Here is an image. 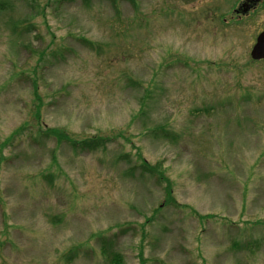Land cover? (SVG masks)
<instances>
[{"label": "rangeland", "instance_id": "obj_1", "mask_svg": "<svg viewBox=\"0 0 264 264\" xmlns=\"http://www.w3.org/2000/svg\"><path fill=\"white\" fill-rule=\"evenodd\" d=\"M0 3V264H264V0Z\"/></svg>", "mask_w": 264, "mask_h": 264}, {"label": "trees", "instance_id": "obj_2", "mask_svg": "<svg viewBox=\"0 0 264 264\" xmlns=\"http://www.w3.org/2000/svg\"><path fill=\"white\" fill-rule=\"evenodd\" d=\"M10 5L8 4H4V3H0V9L5 11V8L8 7ZM11 7V6H10ZM16 26V24L14 23V27ZM49 130L50 133L48 132ZM47 131V134L49 136H51V138L55 137L56 141L61 144L63 142H68L69 144H71L73 146V148L76 151H81V152H88V151H96L98 149H102L105 147L106 141L107 139H87V140H83V141H74V140H70L69 136L67 134H65L63 131L57 130V129H49ZM15 134L11 135L9 139H7L8 142H10L13 138H14ZM154 169V168H153ZM168 195L170 196V198L172 199L171 196V189L168 188Z\"/></svg>", "mask_w": 264, "mask_h": 264}, {"label": "water", "instance_id": "obj_3", "mask_svg": "<svg viewBox=\"0 0 264 264\" xmlns=\"http://www.w3.org/2000/svg\"><path fill=\"white\" fill-rule=\"evenodd\" d=\"M251 57L254 60H264V32L257 37L256 43L252 48Z\"/></svg>", "mask_w": 264, "mask_h": 264}]
</instances>
